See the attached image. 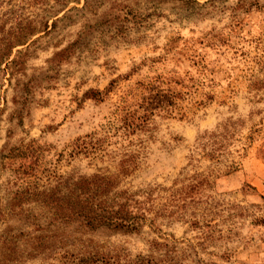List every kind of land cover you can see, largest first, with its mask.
Returning <instances> with one entry per match:
<instances>
[{"label":"rangeland","instance_id":"374dc122","mask_svg":"<svg viewBox=\"0 0 264 264\" xmlns=\"http://www.w3.org/2000/svg\"><path fill=\"white\" fill-rule=\"evenodd\" d=\"M47 3L41 11L0 0V37L18 21H54L11 51L26 46L16 76L26 91L0 72V211L15 191L41 189L69 170L112 173L123 154L136 153L138 166L123 178L133 189L194 172L209 184L193 218L159 215L158 231L144 226L109 242L130 256L153 241L173 243L181 264H264V0ZM81 141L86 152L74 146ZM213 143L220 146L210 152ZM22 207L41 212L36 202ZM6 225H16L12 215L0 220V235Z\"/></svg>","mask_w":264,"mask_h":264},{"label":"trees","instance_id":"16d2710c","mask_svg":"<svg viewBox=\"0 0 264 264\" xmlns=\"http://www.w3.org/2000/svg\"><path fill=\"white\" fill-rule=\"evenodd\" d=\"M29 1L44 6L41 11L52 8L48 0ZM52 25L54 21L49 26ZM49 26L47 20L18 21L12 31L0 37V72L14 79L13 84L20 91L28 89L27 83H20L16 78L24 74L26 46L15 49L10 57L11 51ZM69 47L54 52L53 56L61 55ZM131 125L133 122L127 123V127ZM204 145L201 142L199 146ZM213 145L210 152L220 146ZM74 146L80 152L88 148L82 141ZM116 166L112 173L97 170L86 175L69 170L41 189L15 191L12 195L16 202L5 213L0 211L1 219L12 215L16 222L1 229L0 264H23L33 258H56L61 264H181L173 243L153 241L147 252L130 256L125 247L107 238L114 234H137L144 226L156 232L159 215L170 217L177 213L174 216L188 214L193 218L195 205L202 202L198 197L209 184L207 175L194 172L175 178L169 186L147 182L133 189L123 183V178L138 166L136 153L123 154ZM159 192L166 195L162 203L156 202L155 195ZM26 202L39 203L41 212L37 216L30 214L22 207ZM27 223L31 224L30 230L25 229ZM189 224L195 227L197 220L189 219Z\"/></svg>","mask_w":264,"mask_h":264}]
</instances>
